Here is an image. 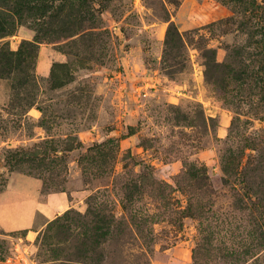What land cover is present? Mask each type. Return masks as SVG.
Listing matches in <instances>:
<instances>
[{"label":"rangeland","instance_id":"1","mask_svg":"<svg viewBox=\"0 0 264 264\" xmlns=\"http://www.w3.org/2000/svg\"><path fill=\"white\" fill-rule=\"evenodd\" d=\"M225 164L260 183L264 0H0V205L55 207L0 264H264Z\"/></svg>","mask_w":264,"mask_h":264},{"label":"trees","instance_id":"2","mask_svg":"<svg viewBox=\"0 0 264 264\" xmlns=\"http://www.w3.org/2000/svg\"><path fill=\"white\" fill-rule=\"evenodd\" d=\"M181 36L174 24H170L166 31L164 49L163 51V66L169 70L172 65L170 61L172 58L181 50ZM226 160V157H225ZM227 162V161H226ZM224 172V182L228 183L231 181V177L235 176L236 182L238 184V195L240 198L245 199L251 203L255 210L259 211L258 208L264 209V169L260 167L249 169V174L255 177H262L260 183L255 185V181L248 183L242 170H237L233 172L230 166L225 164L223 168ZM239 175V177H238ZM263 211V210H262ZM254 222L253 231L260 241H264V213H259L253 217ZM259 241V242H260Z\"/></svg>","mask_w":264,"mask_h":264},{"label":"crops","instance_id":"3","mask_svg":"<svg viewBox=\"0 0 264 264\" xmlns=\"http://www.w3.org/2000/svg\"><path fill=\"white\" fill-rule=\"evenodd\" d=\"M17 202L18 200L16 199L13 206H11L9 202H3L0 205V221L3 225L9 226L11 228H17V226H23V224L27 225L28 223L30 226L39 225L38 223L43 222L46 218V215H49L53 208H55L54 205H52V202L51 205L45 202L41 203L39 206L35 205L34 207H32L31 202H27L26 204H29L28 209L26 206L24 208L23 214L15 216V214L18 213L20 207V204ZM58 205H60V201H57L56 206Z\"/></svg>","mask_w":264,"mask_h":264}]
</instances>
